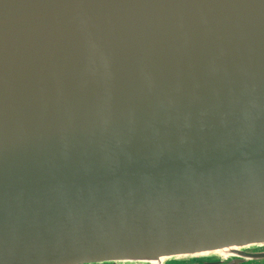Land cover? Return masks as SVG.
Returning <instances> with one entry per match:
<instances>
[{
	"label": "water",
	"instance_id": "95a60500",
	"mask_svg": "<svg viewBox=\"0 0 264 264\" xmlns=\"http://www.w3.org/2000/svg\"><path fill=\"white\" fill-rule=\"evenodd\" d=\"M263 245L264 0H0V264Z\"/></svg>",
	"mask_w": 264,
	"mask_h": 264
},
{
	"label": "flooded vegetation",
	"instance_id": "af4514ba",
	"mask_svg": "<svg viewBox=\"0 0 264 264\" xmlns=\"http://www.w3.org/2000/svg\"><path fill=\"white\" fill-rule=\"evenodd\" d=\"M247 252L261 254L258 257L218 259L216 257H190L185 259H171L165 264H264V245L247 248ZM116 264V263H115Z\"/></svg>",
	"mask_w": 264,
	"mask_h": 264
}]
</instances>
